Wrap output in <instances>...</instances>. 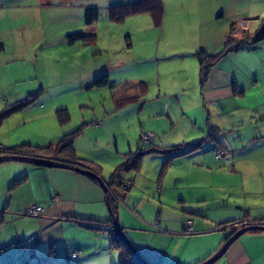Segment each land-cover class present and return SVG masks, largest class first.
<instances>
[{"label":"rangeland","instance_id":"obj_1","mask_svg":"<svg viewBox=\"0 0 264 264\" xmlns=\"http://www.w3.org/2000/svg\"><path fill=\"white\" fill-rule=\"evenodd\" d=\"M135 1L0 0V117H6L0 124L1 138L39 143L42 132L52 134L53 127L60 125L56 117H67L62 126L70 130L88 124L75 140L77 149L85 160L97 162L108 180L124 163L125 154L145 144L142 135L165 130L166 139L179 144L176 142L182 139L174 137L189 134L182 117H206L207 106L200 100L199 71H192L188 62L191 58L183 53L194 41L205 42L200 32L192 35L185 27L193 22L196 28L207 25L208 40V35L229 32L240 20H249L252 28L260 26L264 0H161L165 19L162 29L155 27L148 15L128 17L118 24L110 21L109 8ZM86 8L97 9L98 13L90 25L85 24ZM177 22L182 25L179 31ZM252 28L250 38L255 32ZM74 33L92 34L95 42L89 48H83L82 43L69 45L66 38ZM102 75L107 76V85L91 87ZM179 125L181 130L177 131ZM55 131L49 141L56 140ZM190 138L185 142H197L203 135L197 132ZM56 142L49 144L54 146ZM158 142L155 144H161ZM201 146L202 151L208 150L204 153L208 158L215 155L212 141L205 140ZM205 156L195 153L182 159L198 162ZM225 161L221 158L215 163L220 167ZM162 164L161 156L151 155L145 157L139 174H119L122 180H135L129 191L131 197L122 205L130 208V214L151 217L157 212L149 202L159 203ZM199 171L182 167L180 175L185 182L198 175L201 183ZM222 173L226 175L224 170ZM229 177L216 178L220 193L207 185L203 193L210 192V204L215 200L220 205H225L222 200L227 195H234L239 199L234 198L237 202L230 209L236 212L235 205L244 201L247 191L241 190L239 178ZM188 187L191 189L186 190L192 193L194 187ZM175 211L173 208L174 216Z\"/></svg>","mask_w":264,"mask_h":264},{"label":"crops","instance_id":"obj_2","mask_svg":"<svg viewBox=\"0 0 264 264\" xmlns=\"http://www.w3.org/2000/svg\"><path fill=\"white\" fill-rule=\"evenodd\" d=\"M164 23L163 18L159 29L165 27ZM238 23L229 32H221L215 37L208 35V40L207 25L196 28L197 24L193 22L185 27L188 30L190 28L192 35L200 32L205 42L197 44L194 41L183 49V53L191 58L188 62L192 71H199L196 52L202 50L215 55L222 51L224 36L225 39L226 36L233 38L243 33ZM181 26L177 22V31L182 29ZM247 26L249 30L252 28L249 22ZM258 27L253 26L255 30ZM82 47L89 48L84 45ZM183 57L184 61L186 57ZM199 88L200 100L208 109L206 117H182L185 124H188L189 134L174 137L182 139L176 142L179 144L170 143L165 137V130L152 133L154 143L159 141L162 147L190 144L185 142L186 139L198 132V135H203V141L213 142L215 155L208 158L204 155L208 150L202 151L201 146L185 157L190 158L189 155L198 153L207 157L205 159L196 162L194 158L185 160L182 156L163 171L162 164L158 186L161 189L159 203L149 202L154 203V211L157 210L154 216L138 215V219L135 213L128 212L130 208L122 206L131 197L130 192L123 203L115 204L111 201L110 191L104 193L96 181L71 169L37 167L11 160L0 163V264H119V255H116L118 251L111 248L108 232L80 226L83 221L103 226L111 221L110 213L114 209L118 226L123 228L131 246L146 264H201L221 251L229 232L242 227H223V224L242 222L250 225L264 222V39L254 47L230 52L218 60L210 70L207 81ZM209 127L217 131L215 140L206 138ZM180 130L179 125L177 131ZM54 131L56 140L49 141L55 135ZM72 131L60 125L53 127L52 134L42 132L39 143L13 141L3 136L0 137V149L21 144L32 147L53 144ZM220 150L223 154L216 159ZM74 151L77 158L85 160L76 142ZM155 156H161L164 163L163 155ZM221 158L226 161L220 168L215 161ZM144 160L137 174L142 171ZM85 161L90 162L93 168L98 167L99 177L107 182L97 162ZM189 166L200 170L199 174L203 176L201 183L198 182V175L194 180H182L181 168ZM223 170L226 175L222 173ZM220 176L227 179L236 176L242 186L241 190L247 191L244 201L235 205L238 206L236 212L230 209L239 199L234 195H227L226 192L228 198L222 200L225 205H220L215 200L210 204V192L203 193L207 190L204 189L205 185L220 193L215 181ZM20 179L21 182L14 184ZM171 179L172 185L169 187ZM134 182L133 179V186ZM179 183L184 186H179ZM188 184L194 187L192 193L186 190L191 189ZM139 205L134 207L138 208ZM33 206L43 210L39 218L26 216V211ZM173 208L178 210L175 216ZM187 219L192 223L191 235L183 233ZM155 227L160 233H155ZM74 253L77 254L76 259L72 258ZM217 264H264V231L243 234L227 248Z\"/></svg>","mask_w":264,"mask_h":264},{"label":"trees","instance_id":"obj_3","mask_svg":"<svg viewBox=\"0 0 264 264\" xmlns=\"http://www.w3.org/2000/svg\"><path fill=\"white\" fill-rule=\"evenodd\" d=\"M97 15H98L97 9L86 8L85 24L90 25L92 23V20L97 18ZM138 15L150 16V18L153 20V25L159 28L164 15V8L162 1L136 0L135 2L132 3L118 5L109 8V19L112 23H116V24L122 23L128 17L138 16ZM242 21L249 22V20H242ZM248 32L249 29L247 31H244L238 38L235 37L232 38L226 36L225 44L222 48V51H220L215 55L207 54L202 50L195 53V57L197 59V63L199 66L200 87L202 86V84H204L207 81L210 70L218 60H220L222 57H224L230 52H234L246 47H254L256 44H258L260 41L264 39V20L261 22L257 30H255L254 34L251 35V38ZM66 39L69 45L82 43V45L90 47L95 42L94 35L92 34L86 35L83 33H74L72 35L67 36ZM107 82H108L107 76L102 75L99 79L93 81L91 87L99 88L102 86H106ZM141 86L144 85L141 84ZM142 90L143 89L141 88V91ZM59 112L60 111L57 112L58 115L60 114ZM5 118L6 117H0V124L2 120ZM56 119L60 124V126L66 124L67 117H56ZM87 125L88 124H83L74 131H72L71 133L62 136L54 146H48L46 148H38V147H32L28 144H21L9 149L1 148L0 157L17 156V157L32 158V159H44L52 163L58 164L64 168H68L71 170L72 169L90 170L98 175V167L93 168L90 166L91 165L90 162L77 158L74 151V142L76 138L82 134L83 128ZM216 133H217L216 129L209 127V132L206 138L215 140L214 138ZM151 135H152V139L148 141H144L143 139H141V141L145 144L138 146L135 152H128L127 154H125L124 163L116 168V170L111 174L107 182L105 181L108 190L111 192L110 195L111 201L114 202L115 204L123 203L125 201L127 193L133 187V180H129V181L122 180L119 174H121L122 172H132L137 174L141 168V163L143 158L150 155H163L164 157L166 156V159L164 160L163 163V168H162L163 171L168 166H170L176 158L188 155L192 152L199 150L203 143V140H199L197 142H193L190 144H180L175 146L162 147L154 143V135L152 133ZM221 153L223 154L222 151ZM90 179L94 180L93 178ZM19 182H21V179L15 181L14 184H18ZM123 186H125V188ZM115 212H116L115 209L112 210V214L110 213L111 221L103 226H101L100 224H94L91 221L88 222L83 221L81 222L80 226L94 231L108 232L111 248L118 251L119 264H146L143 261V259L140 257V255L134 250L139 256V259L142 261L140 262L135 256L133 250L129 247V245L131 244L126 238L125 234L123 233V228L118 226L123 238L119 237L114 232L113 220L116 217ZM26 216L32 217L30 215H27V211H26ZM39 217H33V218H39ZM242 224H243L242 222L227 223V224H223L222 226L227 227L229 225V227H231L234 225L237 226L245 225ZM252 225L264 226V222H261L259 224H250V226ZM154 230L159 231L157 227H155ZM236 231L237 228L229 232V235L226 236L224 242L226 243L227 240L230 238V236L233 235ZM252 232H257V231H252Z\"/></svg>","mask_w":264,"mask_h":264},{"label":"water","instance_id":"obj_4","mask_svg":"<svg viewBox=\"0 0 264 264\" xmlns=\"http://www.w3.org/2000/svg\"><path fill=\"white\" fill-rule=\"evenodd\" d=\"M21 161L24 163H28L31 165H35L37 167H46V168H53V167H61L58 164L52 163L50 161L44 160V159H32V158H24V157H17V156H1L0 157V163L4 162V161ZM73 171H75L76 173H79L81 175H84L86 177L89 178H93L95 181H97V183L99 184V186L102 188V190L104 191V193H109V190L107 188L106 182L101 179L96 173L90 171V170H81V169H72ZM113 230L116 233V235H118L119 237L123 236L121 235L120 229L118 228V223H117V218L115 217L113 220ZM250 231H264V226H260V225H245L242 226L240 229H238L233 235L230 236V238L227 240V242L225 243V245L222 247L221 251H219L214 257L210 258L208 261H205L201 264H214L221 256H223L224 252L227 250V248L234 242L236 241L239 237H241L243 234L250 232ZM129 247L133 250L135 256L137 257V259L142 262L139 259V256L137 255V253L134 251L133 247L131 245H129Z\"/></svg>","mask_w":264,"mask_h":264},{"label":"built area","instance_id":"obj_5","mask_svg":"<svg viewBox=\"0 0 264 264\" xmlns=\"http://www.w3.org/2000/svg\"><path fill=\"white\" fill-rule=\"evenodd\" d=\"M239 25L241 26L242 28V32L244 31H247L248 30V22L247 21H240ZM142 139L144 141H148L150 139H152V135L151 134H145V135H142ZM222 153L221 151H218L217 152V155H216V159H219L221 157ZM125 188V186H123ZM43 213V210L38 208V207H31L30 209L27 210V215H30L32 217H39L40 215H42ZM183 233L185 235H191L192 234V223L190 220H186L185 223H184V229H183ZM72 258L73 259H76L77 258V254L74 253L72 255Z\"/></svg>","mask_w":264,"mask_h":264}]
</instances>
